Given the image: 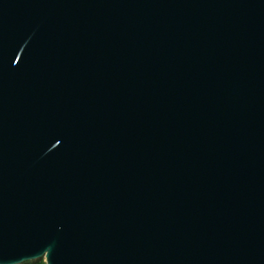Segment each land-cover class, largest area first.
<instances>
[{
    "label": "water",
    "instance_id": "95a60500",
    "mask_svg": "<svg viewBox=\"0 0 264 264\" xmlns=\"http://www.w3.org/2000/svg\"><path fill=\"white\" fill-rule=\"evenodd\" d=\"M264 264V0H0V264Z\"/></svg>",
    "mask_w": 264,
    "mask_h": 264
},
{
    "label": "trees",
    "instance_id": "16d2710c",
    "mask_svg": "<svg viewBox=\"0 0 264 264\" xmlns=\"http://www.w3.org/2000/svg\"><path fill=\"white\" fill-rule=\"evenodd\" d=\"M20 264H47L44 257L37 258L35 260L24 261Z\"/></svg>",
    "mask_w": 264,
    "mask_h": 264
}]
</instances>
